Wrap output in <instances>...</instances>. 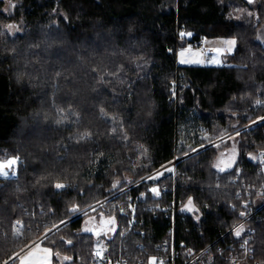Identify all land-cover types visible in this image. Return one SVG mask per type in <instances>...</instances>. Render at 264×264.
Listing matches in <instances>:
<instances>
[{"label": "trees", "instance_id": "obj_1", "mask_svg": "<svg viewBox=\"0 0 264 264\" xmlns=\"http://www.w3.org/2000/svg\"><path fill=\"white\" fill-rule=\"evenodd\" d=\"M237 5L251 2L21 0L12 16L0 11V157L20 160L15 177L0 178V264H19V255L59 224L41 241L53 264L61 255L66 264H91L96 237L84 222L101 209L76 216L134 184L122 194L144 199L123 244L130 261L148 260L171 222L166 213L142 210L170 202L151 195L156 183L177 185L179 244L198 252L244 223L264 264V193L240 196L233 185L237 174L250 185L264 183L250 158L264 152V122L255 124L264 117V45L253 18L231 17ZM14 19L24 31L11 35L4 23ZM202 37L235 38L236 50L221 66L180 65L178 50ZM192 128L205 136L185 138ZM236 131L237 163L220 172L213 143ZM175 157V178H148ZM191 199L197 210L185 213ZM105 214L116 220L105 249L115 257L129 216Z\"/></svg>", "mask_w": 264, "mask_h": 264}, {"label": "built area", "instance_id": "obj_2", "mask_svg": "<svg viewBox=\"0 0 264 264\" xmlns=\"http://www.w3.org/2000/svg\"><path fill=\"white\" fill-rule=\"evenodd\" d=\"M203 40L204 37H202L201 41L203 42ZM261 122H264V118L256 121L255 124ZM258 159V172L264 176V153L261 154ZM180 160V158L175 157L169 163L161 166L148 178H151L156 182L169 174L173 175L175 178L177 164ZM134 185L117 192L108 198L98 201L89 209L76 216H81L86 212H90L99 208L103 212L105 211L110 213L118 211L129 216V227L124 230L123 237L119 243L118 254L115 257H107L105 255V250L101 256L96 251L91 264H216L218 260H222L229 264H251L253 261L255 264H260V262L255 259V248L252 245L251 236L252 230H248L244 235L240 236L234 233V236L230 238L223 235V241H215L210 243L198 252L192 247H185L184 244H179L177 242V217L180 214V210L177 202L176 183L172 188L167 184L161 185L156 183L155 185H152L149 188V191L154 198L162 199L165 196H171V200L168 204L159 203L149 205L147 208L142 209L145 212L148 211L152 213L154 217H157L161 213H166L168 215L171 220L168 228L169 237L161 240L157 244L156 251L150 254L148 260L140 259L137 261H130L127 258V251L123 244V240L130 231L135 229L136 224L139 223L138 215L141 213L140 205L143 202L144 196L142 193H122ZM233 185L234 189L239 192L250 194L251 192H256L258 190L264 193V185L260 187L257 185L248 186L246 182H243L240 179V174H237V176L234 178ZM263 207L264 205L262 208ZM256 212V210H253L251 215L255 214ZM62 225L63 224L57 225L52 232L56 231ZM141 234L144 235V231H142ZM48 235H46V237ZM140 247L144 248L145 245L141 244Z\"/></svg>", "mask_w": 264, "mask_h": 264}, {"label": "rangeland", "instance_id": "obj_3", "mask_svg": "<svg viewBox=\"0 0 264 264\" xmlns=\"http://www.w3.org/2000/svg\"><path fill=\"white\" fill-rule=\"evenodd\" d=\"M260 0H254L251 2L249 6H241L237 5L231 9V17L236 19H242L246 16H249L254 19V23L257 25V36L256 39L262 45H264V20L261 21V13L259 11ZM21 4V0H0V11L6 16H12L16 13L17 7ZM5 28L11 35H15L24 31V26L22 20H10L4 23ZM188 38H191L192 35H188ZM236 40V39H235ZM225 38H207L206 41L200 45H187L178 50L177 58L178 63L180 65H201V66H221L224 64V58L226 55L233 54L234 52L228 53V49L226 48ZM237 46V43H236ZM219 50V53L216 52ZM183 52L184 55L181 56L180 53ZM213 56H216L218 59H214L212 63H209ZM201 61V63H193L192 61ZM261 103V102H260ZM264 118V117H263ZM261 118V119H263ZM260 119V120H261ZM193 132L184 131L185 138H194L195 134H198L199 137L205 136L203 133V129H193ZM240 131H236L228 136L219 139V142H215L213 144H217L219 148V153L215 161V168L220 172H226L233 169L237 163L239 157V142H240ZM252 154L250 158L258 163V158L261 154ZM20 160L16 158H10L8 160L0 157V178H10L15 177L18 168V162ZM244 182V181H243ZM247 183V182H246ZM248 186L257 185L258 184H248ZM239 195L246 194L245 192H239ZM261 192V191H256ZM262 193V192H261ZM191 209V211H189ZM197 208L193 202V200H189L188 203L184 206L183 211L185 213H193ZM57 225H53L51 228L47 229L42 236L34 241L30 246L20 254L19 264H53L54 254L53 251L41 244V241L46 238V235H51L54 228ZM19 227H23V222H19L17 226V234L19 231ZM116 227V220L113 215L105 214L103 211L94 212L88 215L87 220L84 222V230L88 232H93L96 237L97 244V252L101 256L103 255L104 250L106 249V241L109 237L113 236ZM248 231L246 225L244 223H240L235 227L236 235H244L245 232ZM253 233V231H252ZM48 235V236H49ZM47 236V237H48ZM60 264H66L70 261L68 256L61 255ZM14 259L7 261L3 264H8L12 262Z\"/></svg>", "mask_w": 264, "mask_h": 264}, {"label": "crops", "instance_id": "obj_4", "mask_svg": "<svg viewBox=\"0 0 264 264\" xmlns=\"http://www.w3.org/2000/svg\"><path fill=\"white\" fill-rule=\"evenodd\" d=\"M207 38L204 39V41H206ZM225 40L228 42L226 44V48L228 49V53L234 52L235 48H236V40L235 38H225ZM203 41V43H204Z\"/></svg>", "mask_w": 264, "mask_h": 264}, {"label": "snow or ice", "instance_id": "obj_5", "mask_svg": "<svg viewBox=\"0 0 264 264\" xmlns=\"http://www.w3.org/2000/svg\"><path fill=\"white\" fill-rule=\"evenodd\" d=\"M180 35H181V37H183L184 35H189V36H190L191 33H187V34H185V33L182 32V33H180ZM224 42H225L226 44L228 43L227 41H224ZM216 52L219 53V50H216ZM180 55L183 56L184 53L181 52ZM214 59H218V58H217L216 56H213L212 59H211L210 61H208V62H209V63H212V61H213ZM192 62H193V63H197V64H198V63H201V61H198V60H197V61H192ZM189 211H191V209H189Z\"/></svg>", "mask_w": 264, "mask_h": 264}, {"label": "water", "instance_id": "obj_6", "mask_svg": "<svg viewBox=\"0 0 264 264\" xmlns=\"http://www.w3.org/2000/svg\"><path fill=\"white\" fill-rule=\"evenodd\" d=\"M248 1L253 2L254 0H248Z\"/></svg>", "mask_w": 264, "mask_h": 264}]
</instances>
